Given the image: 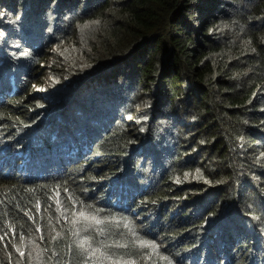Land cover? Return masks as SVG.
Returning a JSON list of instances; mask_svg holds the SVG:
<instances>
[{
  "label": "trees",
  "instance_id": "1",
  "mask_svg": "<svg viewBox=\"0 0 264 264\" xmlns=\"http://www.w3.org/2000/svg\"><path fill=\"white\" fill-rule=\"evenodd\" d=\"M0 264H264V0H0Z\"/></svg>",
  "mask_w": 264,
  "mask_h": 264
},
{
  "label": "rangeland",
  "instance_id": "2",
  "mask_svg": "<svg viewBox=\"0 0 264 264\" xmlns=\"http://www.w3.org/2000/svg\"><path fill=\"white\" fill-rule=\"evenodd\" d=\"M127 74L125 72H123V76H126ZM162 105V103L159 105V107ZM158 107V106H157ZM89 212H91L92 210L89 208L88 209Z\"/></svg>",
  "mask_w": 264,
  "mask_h": 264
},
{
  "label": "snow or ice",
  "instance_id": "3",
  "mask_svg": "<svg viewBox=\"0 0 264 264\" xmlns=\"http://www.w3.org/2000/svg\"><path fill=\"white\" fill-rule=\"evenodd\" d=\"M80 215H81V216H84V213H80ZM93 219H95V218H93ZM97 223H99V221H97Z\"/></svg>",
  "mask_w": 264,
  "mask_h": 264
}]
</instances>
